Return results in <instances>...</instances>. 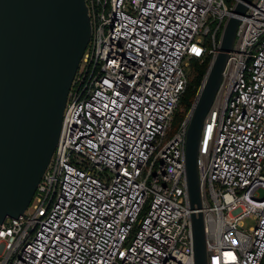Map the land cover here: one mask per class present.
<instances>
[{
  "label": "built area",
  "instance_id": "1",
  "mask_svg": "<svg viewBox=\"0 0 264 264\" xmlns=\"http://www.w3.org/2000/svg\"><path fill=\"white\" fill-rule=\"evenodd\" d=\"M85 2L91 35L58 142L27 208L0 224V264H194L189 113L169 131L188 60L210 67L234 4ZM197 168L208 264H264V0L237 26Z\"/></svg>",
  "mask_w": 264,
  "mask_h": 264
},
{
  "label": "water",
  "instance_id": "2",
  "mask_svg": "<svg viewBox=\"0 0 264 264\" xmlns=\"http://www.w3.org/2000/svg\"><path fill=\"white\" fill-rule=\"evenodd\" d=\"M252 0H237L189 110L184 173L194 264H208L197 168L205 118ZM91 35L85 0H0V224L27 208L58 142L72 80Z\"/></svg>",
  "mask_w": 264,
  "mask_h": 264
},
{
  "label": "trees",
  "instance_id": "3",
  "mask_svg": "<svg viewBox=\"0 0 264 264\" xmlns=\"http://www.w3.org/2000/svg\"><path fill=\"white\" fill-rule=\"evenodd\" d=\"M229 6H232L235 3V0H227ZM214 23L208 24V29L211 30L214 27ZM209 37V34L206 35V39ZM211 56H203L201 58H191L189 64V70L187 71V84L186 88L180 98L178 106L174 112V118L172 122L171 130L169 135H173L178 128L180 127L183 120L186 118L188 110L192 107L199 87L201 85L202 79L206 70L209 66Z\"/></svg>",
  "mask_w": 264,
  "mask_h": 264
},
{
  "label": "rangeland",
  "instance_id": "4",
  "mask_svg": "<svg viewBox=\"0 0 264 264\" xmlns=\"http://www.w3.org/2000/svg\"><path fill=\"white\" fill-rule=\"evenodd\" d=\"M207 30H208V28H207ZM202 37H204L203 35H202ZM207 56V55H206ZM189 64H190V60H188V65H187V71L189 70ZM206 74V73H205ZM205 74H204V76H205ZM204 76H203V79H204ZM203 79H202V81H203ZM201 85H202V82H201ZM200 85V86H201ZM199 89H200V87H199ZM199 91V90H198ZM191 109V108H190ZM189 109V110H190ZM188 110V111H189ZM188 113V112H187ZM260 194H262V192H260ZM247 224H252V221L251 220H247V222H246Z\"/></svg>",
  "mask_w": 264,
  "mask_h": 264
},
{
  "label": "snow or ice",
  "instance_id": "5",
  "mask_svg": "<svg viewBox=\"0 0 264 264\" xmlns=\"http://www.w3.org/2000/svg\"><path fill=\"white\" fill-rule=\"evenodd\" d=\"M229 255H231V254H229Z\"/></svg>",
  "mask_w": 264,
  "mask_h": 264
}]
</instances>
